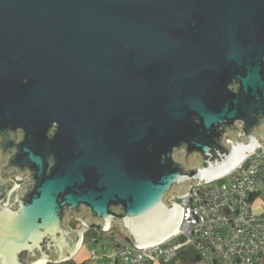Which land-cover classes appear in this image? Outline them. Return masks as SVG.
I'll list each match as a JSON object with an SVG mask.
<instances>
[{
  "label": "water",
  "instance_id": "1",
  "mask_svg": "<svg viewBox=\"0 0 264 264\" xmlns=\"http://www.w3.org/2000/svg\"><path fill=\"white\" fill-rule=\"evenodd\" d=\"M260 143L264 0H0V264L157 244Z\"/></svg>",
  "mask_w": 264,
  "mask_h": 264
},
{
  "label": "built area",
  "instance_id": "2",
  "mask_svg": "<svg viewBox=\"0 0 264 264\" xmlns=\"http://www.w3.org/2000/svg\"><path fill=\"white\" fill-rule=\"evenodd\" d=\"M10 177L13 189L24 183L14 174ZM261 197L264 198L263 143L226 176L191 186L186 197L173 195L171 204L183 211L181 222L170 237L157 244L135 248L114 228H86L73 218L75 226L69 229L80 232L81 240L90 234L93 243L104 237L110 239L109 256L90 254V260H100L96 264H162L174 259L184 247L194 249L203 264H264V211H254L255 201Z\"/></svg>",
  "mask_w": 264,
  "mask_h": 264
},
{
  "label": "crops",
  "instance_id": "3",
  "mask_svg": "<svg viewBox=\"0 0 264 264\" xmlns=\"http://www.w3.org/2000/svg\"><path fill=\"white\" fill-rule=\"evenodd\" d=\"M13 175V174H12ZM256 203L254 204L255 208H260V210H256L255 213L259 214L262 211H264V204L262 203V201L260 200H256ZM104 239V238H103ZM103 239L95 244V246H93L92 244L90 245V247L88 246L91 242L90 240V234H86L85 236H83L82 240H81V245L79 246L77 252L75 253V255L71 258L75 261L76 264H82L83 262L85 264H96L97 262H100V260H90V254L95 252L98 255H104V256H109L111 254V246H110V242L107 241L105 243L102 244ZM87 244V248L90 251H87V248H84V246ZM79 258V259H77Z\"/></svg>",
  "mask_w": 264,
  "mask_h": 264
},
{
  "label": "trees",
  "instance_id": "4",
  "mask_svg": "<svg viewBox=\"0 0 264 264\" xmlns=\"http://www.w3.org/2000/svg\"><path fill=\"white\" fill-rule=\"evenodd\" d=\"M75 224H72V227H74ZM58 264H76L73 259H70L68 261H65L63 263ZM82 264H85L84 262ZM162 264H203L201 258L197 254V252L190 248V247H184L177 251V254L174 259L167 263Z\"/></svg>",
  "mask_w": 264,
  "mask_h": 264
},
{
  "label": "rangeland",
  "instance_id": "5",
  "mask_svg": "<svg viewBox=\"0 0 264 264\" xmlns=\"http://www.w3.org/2000/svg\"><path fill=\"white\" fill-rule=\"evenodd\" d=\"M226 180H224V181H222V182H225ZM176 202H179L177 199L175 200ZM260 201H262V203L264 204V198L263 197H261L260 198ZM167 202L168 203H171V199H168L167 200ZM256 203V202H255ZM258 208H255L254 207V211H256ZM258 210H260V208L258 209ZM73 217L72 216H69V220L68 221H66V226L68 227V228H72V224H73V219H72ZM114 228V230L119 234V235H121L123 238H125L124 237V235H122V234H120V232L117 230V228H115V227H113ZM110 239L109 238H107V237H104V239H103V241H102V244L103 243H105V242H107V241H109ZM99 243V242H98ZM101 243V242H100ZM93 245V246H95V244H97V243H90L88 246L90 247V245ZM84 248H87V244L84 246ZM87 251H90L88 248L86 249ZM77 259H79V258H77Z\"/></svg>",
  "mask_w": 264,
  "mask_h": 264
},
{
  "label": "flooded vegetation",
  "instance_id": "6",
  "mask_svg": "<svg viewBox=\"0 0 264 264\" xmlns=\"http://www.w3.org/2000/svg\"><path fill=\"white\" fill-rule=\"evenodd\" d=\"M2 176H4V177H3V181H5V182H7V179H8V178H11V177H10L11 175H10L9 173H8V174H4V175H2ZM1 178H2V177H1Z\"/></svg>",
  "mask_w": 264,
  "mask_h": 264
},
{
  "label": "bare ground",
  "instance_id": "7",
  "mask_svg": "<svg viewBox=\"0 0 264 264\" xmlns=\"http://www.w3.org/2000/svg\"><path fill=\"white\" fill-rule=\"evenodd\" d=\"M243 159H244V158H243ZM243 159H242V160H243ZM242 160H241V161H242ZM241 161H240V162H241ZM240 162H239V163H240Z\"/></svg>",
  "mask_w": 264,
  "mask_h": 264
}]
</instances>
